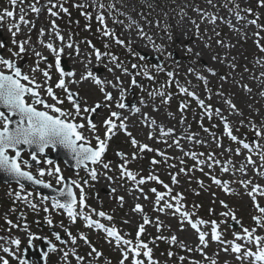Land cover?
Returning <instances> with one entry per match:
<instances>
[{
    "label": "rangeland",
    "instance_id": "1",
    "mask_svg": "<svg viewBox=\"0 0 264 264\" xmlns=\"http://www.w3.org/2000/svg\"><path fill=\"white\" fill-rule=\"evenodd\" d=\"M30 1L33 2V0ZM41 1H43L41 5L46 3V0ZM89 1L90 2H87L91 5L92 0ZM70 2L74 1L71 0ZM70 2V5L67 4L68 6H65V8L68 9L67 13H62L59 11V8L54 9V11L59 13L57 17H51L48 14L47 7L42 9L38 17L36 14L27 11L26 18L33 21L35 27L32 28L29 33L28 27L21 26V33L16 37L17 40H22L30 34L32 38L31 43L35 46V50L43 51V54L48 57V63L53 65L51 69H48L52 77L49 84L53 87L56 95L61 97V99H64V93H62L60 89L55 88V84L59 79V73L56 72L54 67L55 58L46 49L41 48L40 44L37 42L41 27L48 30L51 28L53 21H55L60 33L65 37V43L69 42V37H71V42L78 45L80 48L81 55L79 57L75 55L74 49H65L62 60L68 68V71H71L72 64L75 61V64L79 67L78 72L84 73V65L88 64L85 57H90L91 63L88 64V66L89 70H91L94 75L100 79H113V73H110L107 70L108 67L113 66L109 62V57L103 56L101 61H96L92 48L89 47L88 43H85V41H87L94 43V48L100 50L102 53L110 52L115 55L120 62L128 67L129 71L132 73L131 76L122 75L119 70L115 72V75L120 76L121 80L124 81L125 88H128L132 78H135L140 85V87H132L128 89L125 93L124 103L125 101L133 103V106L125 109L127 112L117 109L115 107L116 101L114 100L111 109L101 108L92 116L94 122L98 125H102L103 120L108 117L110 111L121 112L122 116H124L125 113V117L129 118L128 123L132 124L133 127H139V131L136 133H132L130 129L127 128L128 132H131L141 143H147L152 148L165 152L166 155L171 158L165 163L163 158L155 152H145L143 154L138 153L141 158L135 161L130 160L128 168L143 176H147L149 171H151L158 175L165 184H169V186L173 188V195L177 192L181 193L184 197L182 201L184 208L187 211L194 213L193 219H203L206 221L216 220L218 223L225 221V223H220L219 231L222 233V238L226 241L232 240L233 232H240L241 228L238 230L231 229L228 226V223L232 220L231 217L221 216L222 212L231 210L235 213L237 220H239L244 227H253L254 222L251 217L253 215H259V213L255 211L251 198L246 195L245 188L238 182L233 181L250 179L251 176L252 180H255V171L252 168L249 173L242 176L238 171L233 172L231 167L227 173H223L220 170L221 165L229 159L237 169L241 166L240 163L246 164L245 153L241 156H236L232 152L227 151L229 148L234 150L238 145L223 135V124L220 122L219 118L214 115L211 120L207 119V117L201 119L202 110L197 105L196 101L181 94L175 83L168 84L169 77L166 73L168 71L177 73L175 79L178 80L182 86L188 87L190 91H195L201 99H205L206 103L211 104L213 108L219 107L224 110V114L228 117L229 123L232 125L233 134L236 135L238 139L251 142L255 137L253 131L249 127L248 120L250 119L259 124L261 119L264 118V99L258 95L260 91H264V87H261L258 81L249 79L250 76H259L260 72L264 71V68L255 64L257 57H264V53L258 51L251 38L252 32L256 31V29L253 26L243 28L244 22L238 23L234 16L229 13L227 8H213L207 5L206 0H102L105 5L115 3V5L120 7V10L123 11L121 16L116 15V17H113L111 13L105 11L106 25L110 31L115 33L116 37L124 40L126 44L129 40L131 41V49H129V47L125 45L117 44L115 39L103 35V26H101L95 19L97 12L96 8L89 7V10H87L88 8H84V11L87 10V12L91 14L90 19L92 20L90 21L88 16L81 17L82 8L71 5ZM236 2L242 6L241 8L251 7L254 13L258 12L261 17L260 23L264 24V8H257L256 0H236ZM82 3L84 4V0H82ZM214 3H217L218 5L223 4L224 0H214ZM28 4H17L16 6L18 8L16 10V7L12 8L10 6L9 0H0V12L8 9L14 12L16 11V14L18 15L20 7L27 9ZM149 4H151V7L148 6ZM229 7H231V5H229ZM196 8L203 9L209 14H216L225 17L226 20H230L237 27L242 28V31H247L249 38L244 39L242 34H237L230 29L227 23L218 20L216 24L213 25L201 20L199 14L194 10ZM181 9H183V13L186 14L183 15V18H181ZM116 14H119L118 11ZM241 15L246 19L254 18V16H250L243 11L241 12ZM127 16L136 20L143 28L144 32L152 36L155 44H162L167 51L172 52V58L165 59L167 55L166 52L164 54L157 53L153 48L152 42H149L147 39H142L138 35L135 25L128 28L127 26L130 21ZM5 20L7 23L10 22L7 18ZM114 20L122 21V23H114ZM193 20L200 24V33L203 39H198L195 35V27L191 23ZM7 23L4 22V29L7 28ZM166 24L170 26L169 32L172 35V40H168L167 34L163 31ZM94 28L97 29V31ZM98 29L100 30L98 31ZM213 29L215 32L220 33L219 37L214 36ZM2 30L3 28L0 29V33ZM262 35H264V33H262ZM209 36L213 37V39L209 41L211 48H205L204 41H206ZM216 39L223 40L225 44L231 45V47H220L215 43ZM0 41L4 42L6 45L4 49H0L1 55L9 57L10 53L7 50L8 48H12L14 51L18 50L16 46L12 44L11 34L6 35L4 33L2 37H0ZM105 44L109 45V47L105 48ZM185 47H192L194 51L201 52V56L197 59L194 56L184 55L183 49ZM69 52L72 53L71 57L68 55ZM133 53H136V55H133ZM143 54L157 56L161 61V65L165 68V71L157 72L156 67L146 61ZM213 55H218L219 57L224 58V62L213 61L211 59ZM141 56L143 59L139 58ZM233 57L235 58V63L237 65L234 71L228 66L229 63L232 62ZM13 59L15 58L13 57ZM35 61L36 57L32 54L31 48H29V52L25 54L22 59L18 60L17 63L18 65H22L21 68L25 72H28L29 66L34 65ZM132 64H137L139 67L137 69H132ZM145 66H147L149 73L155 77L154 80H149L142 74L138 76L136 75V73L141 71ZM40 67L42 69H47L48 65L46 63H41ZM189 67L194 68L196 73L204 75L207 78L208 87L212 90L211 100L207 99L209 93L204 91V82L197 80L194 74L187 72ZM245 67L248 68V72H244ZM208 68L214 69L218 75L212 76L207 71ZM36 75L38 80H43L41 73H37ZM55 75H57V77ZM220 75L228 76V80L223 82L222 89V82L218 78ZM241 75L244 77L242 81L240 80ZM233 78L236 81H240V83H233ZM244 83L252 88L251 94H246L241 88L240 85ZM87 85L72 84L69 88L73 92L79 94L82 98V103L86 100L87 105H94L96 102L102 101L103 94L99 92L98 88L93 85L87 87ZM221 90L224 92L225 97L231 95L237 108L244 113L243 117L229 114L220 97L215 95L217 91ZM160 91H163L166 95L171 94V99L167 104L161 103L164 97H161L160 95H154L151 97L148 95L149 92ZM42 95L45 100L51 102L45 93H42ZM252 95H255V99L251 97ZM115 96L119 99V92L116 91ZM141 98L145 101L144 104L139 102L141 101ZM244 98H246L252 105V112L249 111L246 113L245 108L240 107L239 101ZM181 102L188 103L189 105L188 109L183 113L179 111V105ZM153 105L159 110L153 111ZM69 107V104L65 101L63 108L68 109ZM133 107H138L140 112H132ZM143 113H147L150 117L155 118L158 124H164L165 127H174L177 135H180L183 130L190 125L191 127L189 131L197 133V138L205 141V143L195 144L193 142V147L189 149L188 145H182L185 140H181V147L183 148V151H181L175 146L169 147V144H171V139H169L168 143H160L161 145L158 147L154 145L156 142L155 140L149 141L147 139V133L148 131H151V129L143 127ZM169 113H172L175 118L169 116ZM181 115L186 118V123L184 125L179 123ZM241 120L244 121L243 125L241 124ZM125 123H127V121H125ZM201 123L205 128L209 129L208 133L203 131V128L200 126ZM213 125H218V127H213ZM181 126L183 127V130H180ZM101 131H103L102 128ZM211 133L215 134V140ZM85 134L86 136L90 135L86 132ZM216 141H219L221 147H217ZM92 142L93 144L95 143L94 140ZM262 143H264V141H262ZM188 150L189 152H196L197 154L205 153V156L199 157V159L204 160H207V153L211 152L216 159L221 161V165H215L212 168H208L206 165L196 166L194 170L188 171L187 174L179 173V168L181 167H184L187 170L193 169L194 165H196L195 161L184 155V152H188ZM118 151L128 153L130 157L131 153L136 151V149L132 147L129 137L125 135L124 132L119 133L117 131L109 141V147L104 155L105 162H112L111 167L113 168V171L107 173L109 176H118L116 165L121 163L120 158L116 156V152ZM47 152H50V150ZM153 158L161 162L157 165H151L150 162ZM253 159L259 167L262 163L259 156L253 155ZM181 160L184 161L183 164L180 163ZM58 163L60 164L62 174L65 177L79 179L80 177L85 176V173L82 170L73 172L68 170L61 161ZM170 165H175V167H170ZM42 166L47 167L45 165ZM200 167H203V171L199 170ZM99 170L101 172L104 171L103 169ZM33 171H35L34 168ZM77 172H79V175H77ZM172 174H178L177 179L179 183L176 185H172L171 183ZM212 177H216L221 181H229L231 191L226 193L221 187L218 188V185L212 182ZM44 179L50 180L54 187H58V185H55L54 179L47 176L44 177ZM262 180H264V177H262ZM198 181L202 182L203 186H201ZM252 182L258 184L263 183L264 185V181L259 182L256 180ZM90 184V187H85L86 203L97 211L102 210L113 215L112 221L101 219V222L108 226L114 225L122 235L126 234L125 238L134 241L138 226L143 223V214H147L150 217L152 222L145 225V232L142 234L141 239L144 242L149 243V247L152 249V259L156 261L157 264H194V262H198V264H210V260L206 259L205 256L197 250L199 241L194 230L186 222H182L178 214L172 215V210H167L163 213L153 210L155 196L149 191V189L155 187L158 191L163 192L165 189L161 184H157L154 181H148L142 186L144 192L149 196V200H144L143 198L135 199L134 197H140L141 194L139 192H134L132 194L126 192L125 188L130 186L128 182L118 179L115 180V182H110L104 175H101L97 182L90 181ZM122 184L124 187H121ZM111 187L117 189L115 194L109 192ZM25 189L26 191H31L29 188ZM19 190V186L17 185L0 184V243H5V247L9 248L10 252L15 253V257L5 252L0 253V256L7 259L10 264H19L18 258H21L23 255V246L28 247L27 234L22 230L25 226H27L29 232L36 236L46 237L53 243H57L53 233L65 237L66 241L64 244L59 246L57 251L49 254V264H77V260L74 259V256L71 254L66 260L63 256L65 251L70 252L71 249H78V251H80V256L87 257V261L92 260L93 264H106V262H110V264H119V260L121 259L120 251L116 249L114 242L111 244L109 243V240L101 231L85 227V222L79 218L77 219V222L73 224L64 211L61 209H53L51 205L45 201L38 205V196L31 191L33 192V196L29 197V200L31 203L37 205L36 210H33L29 206V201L17 199L15 197L14 193ZM21 195L23 196L25 193H22ZM118 195L125 197V202L122 207L115 200V196ZM221 201L228 205V209L223 207ZM257 201L261 206H264V197H257ZM136 203L143 205V214L131 212V208H133ZM45 207L49 209L48 212L44 211ZM210 209L212 210L211 212ZM85 211L87 212V209ZM46 216L52 220V225H48L45 220ZM157 219L161 222L159 231H157L156 227ZM8 221H11V224H9ZM124 221H128V223H125ZM13 224L17 225V227H12ZM201 227L202 230H205L210 234V223ZM65 229L77 237L80 233H83L91 244L96 247L98 251L103 253L102 257L98 260L89 257L87 254L91 249L82 240L78 239L77 243L73 245L69 240ZM257 234L264 236V228H258ZM173 235L177 237L178 242H184L192 249V251L181 248L179 243L172 244L170 239L167 238H170ZM161 236L166 239H157V237ZM17 238L21 240L19 249L10 242L11 239ZM207 239L208 247L204 249V252L208 257L215 259L216 264H226V262L227 264H241L240 261L235 259V254H232L230 251L224 252L221 250L226 245H220L217 242L212 241L210 235ZM38 243V240L33 242L35 247H37ZM109 245H112V247L108 248ZM112 250L115 251L110 252ZM253 250H255L254 247ZM78 251H76V253L79 255ZM169 252L173 253L171 257L168 255ZM17 253L19 255H17ZM180 257H184V260H180ZM140 259L144 260L145 264H147V258L141 255ZM80 263L85 264L84 262ZM126 264H131V259H129ZM245 264H247V262H245Z\"/></svg>",
    "mask_w": 264,
    "mask_h": 264
},
{
    "label": "snow or ice",
    "instance_id": "2",
    "mask_svg": "<svg viewBox=\"0 0 264 264\" xmlns=\"http://www.w3.org/2000/svg\"><path fill=\"white\" fill-rule=\"evenodd\" d=\"M26 0H9V4L12 8H15L17 4L24 5ZM208 6L213 8L223 7L227 8L229 13L232 14L235 20L243 23V28L248 26H253L256 31H253L251 38L253 43L260 53H264V24L260 23V14L254 13L251 7L241 9L239 4L236 3V0H224L223 4L214 3V0H206ZM50 5V6H49ZM231 5V7H229ZM79 8H88L93 7L97 9L95 19L98 23L103 26V35L105 37L114 38L115 42L119 45H125L131 49V41L129 40L126 44L124 40L119 39L115 36V33L110 31L106 25V16L105 11L111 12L115 9V4L110 3L105 5L102 0H92L91 5L88 4H77L75 5ZM151 7V4L148 5ZM257 8H264V0H256ZM47 7L48 14L51 17H57L58 12L54 9L59 8L61 12H68V9L63 6V3H54L53 0H46V3L41 5V0H33L32 3L28 4L27 9L20 7L19 16L17 19V14L14 11L5 9L3 12H0V27L4 26V21L7 18L10 22L8 23L7 30L11 34L12 44L16 46L18 50L14 51L12 48H8L10 53L9 57L0 55V173L8 177L10 181H14L19 186V191L14 193L17 199H23L29 201V206L36 210L37 205L31 203L29 197L33 196V192L26 191L25 183L31 185L40 186L44 189H50L54 195L51 197L40 196L39 193H36L39 196L40 200L51 202V207L53 209H62L74 224L77 222V219H82L85 222V227L89 229H96L105 233L106 238L109 240V243H115L117 250L120 251L121 259L119 264H126L129 259H131V264H145V261L140 259L141 255L147 258V264H157L156 261L152 259V249L149 247V243L144 242L141 239L142 234L145 232V225L150 224L152 221L147 214L144 213V207L140 203H136L131 212L137 214H143L142 219L143 223L138 226V230L135 233V240L125 238V235H122L121 232L113 225L106 226L99 219H93V214L98 216L106 221H112L113 215L108 214L105 211H97L94 208H91L86 203V193L85 187H90V181H97L101 175H104L105 178L110 182H115V180L126 181L129 183V187L125 188V191L129 194L134 192H139L140 197H134L135 199L143 198L144 200H149V196L144 192L143 185L148 181H154L157 184H161L165 191H158L155 187L149 189L155 196L153 202V210L157 212H166L167 210H172V215H179L182 222H186L197 235L199 246L198 251L205 256L206 259L210 260V264H216V260L207 256L204 252V249L208 247L207 237L210 235V239L214 242H217L220 245H226L221 250L224 252H231L235 254V259L240 261L241 264H264V236L257 234L258 228H264V206H261L257 201V197H264V185L253 183L250 179H240L238 182L246 190V195H248L251 200L253 207L259 215H253L251 217L254 222V226L251 228L244 227L243 224L237 220L235 213L231 210H227L221 213L223 217H231L233 221L236 222L241 228L240 232H233L232 240H224L222 238V233L219 231L220 223H225V221L217 222L216 220L206 221L203 219H193L194 213L187 211L184 208L182 203L184 197L181 193H175L173 195V188L169 184H165L158 175L149 171L147 176L140 175L138 172L132 171L128 168V164L131 161L140 159L141 156L138 153L143 154L145 152H155L157 155L163 158V161L166 163L170 157L166 155L165 152L158 149L152 148L147 143H141L138 141L131 132L127 131V124L125 121L127 117L122 116L121 112L110 111L106 119L103 120L102 125H98L92 119V116L98 112L101 108L112 107V102L115 100V107L117 109H124L126 107L125 93L128 89L132 87H140L137 80L132 78L128 88L124 87V81L121 80L120 76L115 75V72L119 70L122 75L131 76L132 73L129 71L128 67L125 66L118 58L111 54L110 52L102 53L100 50L95 49L90 42L85 41L89 44V47L92 48L96 61H101L103 56L109 57V62L112 67H108V72L113 73V79H100L94 73L88 69V64L91 63L90 57H85L88 64H85V72L79 74V80L66 78L77 76L75 70L65 71L61 66L62 56L65 53V49H74L75 55L79 57L81 55L80 48L78 45H75L71 42V37H69V42L65 43V37L60 33L57 24L55 21L52 22L51 28L47 31L41 27L38 34L37 42L40 46L47 51L55 58V70L59 73V79L55 84L56 89H60L64 93V99L57 96L53 87L49 84V81L52 79L48 69H51L53 65L48 63V57L43 54L41 51L35 50V46L31 43V35H27L26 38L22 40H17L16 37L21 33V26L28 27L29 33L31 29L35 27L33 21L26 18L27 11L34 13L39 16L42 9ZM200 16L201 20L206 21L210 24H216L219 20L221 22L227 23L229 28L232 29L237 34H242L244 39H248L247 31H242V28L237 27L230 20H226L225 17L209 14L203 9L196 8L194 9ZM245 12L250 16H254L252 19H246L241 15V12ZM85 16L91 18V14L88 12L82 13ZM183 9H181V18H183ZM128 28H131L132 25L136 26L138 35L142 39H147L149 42H152L153 48L157 53L164 54L167 53L165 59L172 58V52L167 51V49L161 44L157 45L153 41L152 36L144 32L143 28L137 23L136 20L129 17ZM114 23H122V21H113ZM195 27V35L198 39H203L200 33V24L195 20L191 21ZM159 26V25H157ZM169 25H165L163 31L167 34V39L172 40V35L169 32ZM100 29H98L99 31ZM214 36L219 37L220 33L215 32L213 29ZM46 35L54 37L55 41L60 42V46L57 47L53 40L45 41L43 38ZM213 39L212 36H209L206 41H204L205 48H211L209 41ZM215 43L222 48L231 47V45L225 44L221 39H216ZM6 47L5 43L0 41V49ZM109 45L105 44V48H108ZM31 48L32 54L36 57L34 65L29 66L28 72H25L20 66H18L17 61L22 59L25 54L29 52ZM183 54L188 56H194L197 59L201 56V52L194 51L192 47H185L183 49ZM68 55L71 57L72 53L69 52ZM136 55V53H133ZM13 57L15 59H13ZM143 59V57H139ZM213 61L224 62V58L219 57L218 55H213L211 57ZM194 62V61H193ZM41 63H46L48 65L47 69H42L40 67ZM255 64L259 65L261 68H264V57H257ZM233 71L237 67L235 63V58H232V62L228 65ZM139 66L137 64H132V69H137ZM157 72H164L165 68L162 65H157ZM207 71L212 76H217V72L208 68ZM248 68H244V72H248ZM187 72L194 74L196 79L204 82V91L209 93L207 96L208 100L212 99V90L208 87V80L204 75L196 73L195 69L189 67ZM37 73H41L43 80L37 79ZM143 75L149 80H154L155 77L149 73L147 66H145L141 71L137 72L136 75ZM167 76L169 77L168 84L175 83L179 92L187 97L192 98L196 101L197 105L202 110L201 119L207 117L211 120L213 116L219 118L220 122L223 124V135L228 137L232 142L236 143L238 147L234 150L229 148L227 151L232 152L236 156H241L243 150H246L248 155L245 157L246 164H241L237 169L233 166V162L229 159L224 164L221 165V161L216 159L214 154L209 152L207 153V160L199 159L200 156H205V153L196 152H184V155L190 157L193 161L196 162L193 169H185L184 167L179 168V173L187 174L188 171H192L196 166L206 165L208 168H212L215 165H221V172L227 173L232 168L233 172L238 171L242 176L247 174L246 165H252L253 170L256 172V175L259 177H264V118L261 119L260 123L257 124L252 120H248L250 129L254 133V139L251 142H246L243 139H238L236 135L233 134L232 125L229 123L228 117L224 114V110L219 107L213 108L209 103H206L205 99H201L195 91H190L188 87L182 86L178 80L175 79L177 73L168 71ZM219 80L221 83V89L223 88V82L228 80V76L220 75ZM243 75H241L240 80H243ZM251 80H256L259 82L261 87H264V71L260 72L259 76L252 75L249 77ZM91 81L103 94L102 101L96 102L94 105H87V101L84 100L78 93L73 92L69 88V84H77L84 81ZM233 83H240L233 78ZM115 89L119 92V99L107 90L108 87ZM243 91L246 94L252 93V88L248 84L244 83L240 85ZM42 93H45L51 102L45 100ZM148 95H160L164 97L161 101L163 104H167L171 99V94H165L163 91L160 92H149ZM215 95L219 96L222 103L226 106L229 114H234L243 117L244 113L237 108V105L233 102L231 95L225 97L224 92L217 91ZM258 95L264 99V91H260ZM67 101L69 108H63V104ZM141 104H144L145 101L141 98ZM188 103L181 102L179 105V111L183 113L188 109ZM249 109L252 110V105H248ZM153 111H158L159 109L153 105ZM132 112L138 113L140 109L138 107H133ZM169 116H173L172 113H169ZM143 122L146 126L151 129L148 131L147 138L149 140H156L158 142L168 143V140L171 139V144L169 147L175 146L183 151L181 147V140H185L189 143L195 144H204L205 141L197 138L198 134L190 132V125L188 128L184 129L180 135L176 134V129L174 127H165L164 124H158L156 119L150 117L147 113L142 114ZM179 123L184 125L186 123V118L181 115ZM244 121L241 120L243 125ZM201 128L203 131L208 133L209 129L205 128L201 123ZM213 127H218V125H213ZM101 128L103 131H101ZM123 131L130 139V143L136 151L132 152L130 157L128 153L118 151L116 156L121 160V163L116 165L118 169V176L113 177L107 175L108 172L113 171L111 167L112 162H105L104 155L109 147V141L116 134L117 131ZM85 131L90 135L86 136ZM214 140L216 139L215 134L211 133ZM95 141L93 144L92 141ZM217 147H221L219 141H216ZM57 149H62L66 155L70 158L71 161H74L72 167L77 170H82L85 173V176L80 177L79 179H66L62 174V169L60 164L47 156V151L52 150L56 151ZM253 155H258L261 165H256V161L253 159ZM161 161L153 158L151 160V165H157ZM181 164L184 163L183 160L180 161ZM45 165L47 167H44ZM170 167H175V165H170ZM33 168L35 171H33ZM99 169H103L101 172ZM200 171H203V167L199 168ZM79 175V172H77ZM178 174L171 175L172 185L179 183L177 179ZM50 177L54 179L55 185L59 187H54L53 183L50 180H45L44 177ZM212 182L228 193L231 191L229 181H221L216 177H212ZM198 183L203 186L202 182ZM121 187H124L122 184ZM250 189V190H248ZM78 190V191H77ZM117 189L115 187L110 188V192L115 194ZM25 193V195H21ZM167 197V199H166ZM115 200L122 207L125 202V197L122 195L115 196ZM174 202V203H173ZM221 204L225 209H228V205L224 204L221 201ZM87 209V212L85 211ZM45 212H48L47 207L44 208ZM212 210L210 209V212ZM48 225H52V220L49 217H45ZM128 223V221H124ZM11 224V221H8ZM211 224L210 234L202 230L203 225ZM12 227H17V225H12ZM157 231L160 230L161 222L157 219L156 222ZM27 234L28 244L31 246L36 240H47L46 237L36 236L33 233L29 232L27 226L22 229ZM65 232L73 245L77 243V240H82L86 245L91 249L87 254L92 259L98 260L102 257L103 253L98 251L88 240V238L80 233L79 236H74L70 231L65 229ZM57 241H61V236L57 233H53ZM157 239H166L165 237H157ZM170 242L172 244L179 243L181 248H185L188 251H192L184 242L177 240L175 235L171 236ZM11 244L16 246L18 249L21 245L20 239H11ZM63 243V241H61ZM154 242V241H153ZM253 247L255 250H253ZM49 252L57 251L56 247L48 243ZM3 251L9 253L15 257V253L10 252L9 248L4 247ZM75 256L77 264L85 261L84 256H80L76 253L75 249L71 251H65L63 256L65 260L69 255ZM46 258L48 253L43 254ZM168 255L171 257L172 252H169ZM218 255V253H217ZM19 264H28V261L23 258H18ZM180 260H184V257H180ZM0 264H9V261L4 257L0 256ZM110 264V262H106ZM198 264V262H194ZM227 264V262H226Z\"/></svg>",
    "mask_w": 264,
    "mask_h": 264
},
{
    "label": "water",
    "instance_id": "3",
    "mask_svg": "<svg viewBox=\"0 0 264 264\" xmlns=\"http://www.w3.org/2000/svg\"><path fill=\"white\" fill-rule=\"evenodd\" d=\"M152 62L158 64V61H156L155 58H149ZM50 158H53L55 160L57 159H62L66 165L68 167H72L74 161H71L70 158L66 155V153L62 150V149H57L56 151H54V154L50 157ZM0 182L1 183H5V184H8V183H13L14 181H10L8 177L4 176L2 173H0ZM15 183V182H14ZM25 183V186H30L32 188H38L39 190L45 192L46 194H49V195H54V193H51V191L49 189H44V188H41L40 186H36V185H31V184H28L27 182H24ZM47 250H48V247H45V248H42L40 250V252L42 253V256L41 257H36L37 260L39 261V264H44V260H45V257H44V253H47ZM25 257L28 259V261L30 262L31 259H32V256L31 254L27 253L25 255Z\"/></svg>",
    "mask_w": 264,
    "mask_h": 264
},
{
    "label": "bare ground",
    "instance_id": "4",
    "mask_svg": "<svg viewBox=\"0 0 264 264\" xmlns=\"http://www.w3.org/2000/svg\"><path fill=\"white\" fill-rule=\"evenodd\" d=\"M233 22H234V20H233ZM41 50V49H40ZM47 50V49H46ZM43 52V51H42ZM75 65V68H77V70H79V67L76 65V64H74ZM79 74H81V73H79V72H77V75L79 76ZM84 84V86L85 85H87V87L88 86H90L91 84H92V82L89 80V81H85V82H82L80 85H83ZM109 91L110 92H113V94L115 95V93H116V90L115 89H112L110 86H109ZM251 97H253V99H255V95H252ZM140 102V101H139ZM250 103L248 102V100L246 99V98H244L243 100H241V101H239V105H240V107H244L245 108V110H246V113H248L249 111L250 112H252L250 109H249V107H248V105H249ZM126 108H124V109H121L120 111H122V110H124L125 112H127V110H125ZM124 116H126V114L124 113ZM250 116V115H249ZM129 118L127 117V120H128ZM143 127H147L146 126V124L143 122ZM127 126H128V129H130V131L132 132V133H136L137 131H139V127H133V125L132 124H127ZM179 129V128H178ZM180 130H183V127L181 126L180 127ZM177 133H179V132H177ZM86 135V134H85ZM160 143H162V142H155V144L154 145H156V146H160L161 144ZM184 143H187L186 145H188L189 147L191 146V147H193L192 146V143H189V142H187V141H184ZM183 144V143H182ZM185 145V146H186ZM104 184V183H103ZM109 192H110V189H109Z\"/></svg>",
    "mask_w": 264,
    "mask_h": 264
}]
</instances>
